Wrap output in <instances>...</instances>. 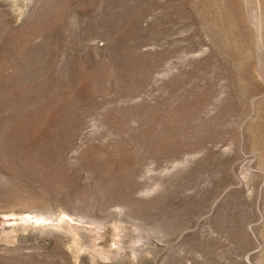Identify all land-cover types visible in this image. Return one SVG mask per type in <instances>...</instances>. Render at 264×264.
I'll list each match as a JSON object with an SVG mask.
<instances>
[{"label": "rangeland", "instance_id": "1", "mask_svg": "<svg viewBox=\"0 0 264 264\" xmlns=\"http://www.w3.org/2000/svg\"><path fill=\"white\" fill-rule=\"evenodd\" d=\"M0 264H264V0H0Z\"/></svg>", "mask_w": 264, "mask_h": 264}]
</instances>
